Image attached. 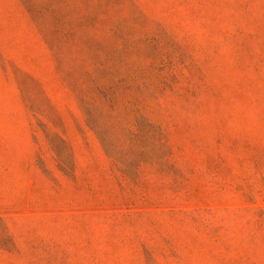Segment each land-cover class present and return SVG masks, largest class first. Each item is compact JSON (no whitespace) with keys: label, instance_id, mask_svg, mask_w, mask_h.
<instances>
[{"label":"rangeland","instance_id":"rangeland-1","mask_svg":"<svg viewBox=\"0 0 264 264\" xmlns=\"http://www.w3.org/2000/svg\"><path fill=\"white\" fill-rule=\"evenodd\" d=\"M0 264H264V0H0Z\"/></svg>","mask_w":264,"mask_h":264}]
</instances>
